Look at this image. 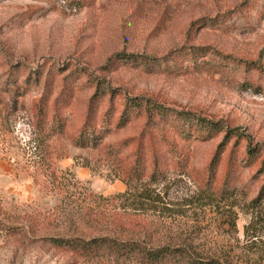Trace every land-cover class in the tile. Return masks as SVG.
I'll return each instance as SVG.
<instances>
[{
	"label": "rangeland",
	"instance_id": "374dc122",
	"mask_svg": "<svg viewBox=\"0 0 264 264\" xmlns=\"http://www.w3.org/2000/svg\"><path fill=\"white\" fill-rule=\"evenodd\" d=\"M96 85L106 94L95 98ZM139 99L237 128L264 153V0H0V264H114L52 240L153 231L150 213L89 196L125 191L113 156L123 161L148 131L135 111L121 116ZM85 128L100 143L75 146ZM158 132L176 140L164 125ZM221 141L179 142L192 172L153 187L167 209L157 215L166 220L161 233L244 260L252 251L264 264V222L245 210L262 176L241 162L243 143L232 157L240 160L236 200L206 197L196 181Z\"/></svg>",
	"mask_w": 264,
	"mask_h": 264
},
{
	"label": "trees",
	"instance_id": "16d2710c",
	"mask_svg": "<svg viewBox=\"0 0 264 264\" xmlns=\"http://www.w3.org/2000/svg\"><path fill=\"white\" fill-rule=\"evenodd\" d=\"M129 58L133 60L139 58L148 64L147 59L142 56H130ZM96 88L95 98L106 94L100 85H96ZM133 111L147 121L145 125L148 131L144 130L132 140L130 155L123 161L117 158L118 154L113 156L114 165L122 174L120 179L126 187L125 191L107 198L91 192L89 196L97 202L104 201L107 206L122 203L125 208L128 206L145 212V214L150 213L151 216H154L149 221V226L153 228V231L142 239H121L119 238L120 233L113 230L83 239L79 237H73L70 240L54 239L52 243L57 247L70 249L79 257L91 261L103 259L114 264H259L260 262L255 260L252 251L245 252L244 260L237 256L233 250L218 252L209 247H202L195 243L192 236H178L166 242L160 229L162 225L166 224V220L157 215L167 209L160 208L162 212L158 208L160 196L155 193L153 187L163 184L173 173H178L183 177L191 176L190 157L186 151L181 152L180 143H204L222 135V141L217 146L215 155L207 164L203 176L201 175L196 181L206 197L219 201L236 200L238 194H241V189L236 187L239 177L237 168L240 160H232V157L237 147L243 143L244 152L241 162L245 160H243L244 156L250 166L257 164L256 173L262 176L261 187L256 197L246 202L245 210L246 213L253 214L254 219H261L262 223L264 222L263 149L251 147L243 133L239 132L237 128L227 127L220 121L187 112L168 110L144 99L125 102L122 106L121 116L124 118ZM160 125H164L166 133H171L170 130H172V133L175 134L173 137L178 140H170V138L159 134ZM95 135L93 131L90 132L87 128L83 129L75 146L97 145L101 138ZM230 143H232V147L229 152V166L218 185L217 168L221 155L227 150ZM124 144L126 143L124 142ZM117 177L119 176L117 175ZM55 178L61 179L59 175ZM109 209L113 210L114 207ZM94 213L92 209L86 210L83 213L85 216L83 220L91 221L95 217Z\"/></svg>",
	"mask_w": 264,
	"mask_h": 264
}]
</instances>
